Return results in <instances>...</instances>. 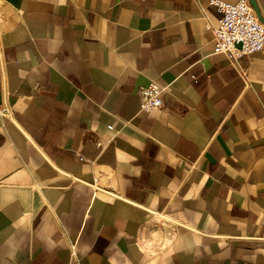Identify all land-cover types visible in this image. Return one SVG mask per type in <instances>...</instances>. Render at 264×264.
Masks as SVG:
<instances>
[{
	"label": "crops",
	"instance_id": "crops-1",
	"mask_svg": "<svg viewBox=\"0 0 264 264\" xmlns=\"http://www.w3.org/2000/svg\"><path fill=\"white\" fill-rule=\"evenodd\" d=\"M209 1L0 0V264H264V48Z\"/></svg>",
	"mask_w": 264,
	"mask_h": 264
},
{
	"label": "built area",
	"instance_id": "built-area-1",
	"mask_svg": "<svg viewBox=\"0 0 264 264\" xmlns=\"http://www.w3.org/2000/svg\"><path fill=\"white\" fill-rule=\"evenodd\" d=\"M209 5L219 15L216 25H206V30L213 34V53L225 55L235 65L245 57L263 50L264 20L257 12L254 0H238L236 3L210 0ZM191 79L197 80L195 75H191ZM165 92L166 89L156 82L142 87L140 111L146 113L161 109Z\"/></svg>",
	"mask_w": 264,
	"mask_h": 264
}]
</instances>
